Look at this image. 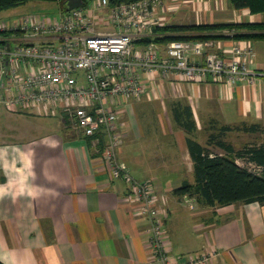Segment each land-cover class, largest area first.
I'll return each instance as SVG.
<instances>
[{
  "label": "crops",
  "instance_id": "1",
  "mask_svg": "<svg viewBox=\"0 0 264 264\" xmlns=\"http://www.w3.org/2000/svg\"><path fill=\"white\" fill-rule=\"evenodd\" d=\"M234 7L231 0H167L166 10L169 19L187 18V23L264 22V12ZM248 42L256 52L251 68L259 73L252 83L155 79L146 99L121 111L124 137L118 157L135 178L154 181L170 250L176 257L210 252L206 264H264V204L210 206L197 200L186 202L173 192L184 181L195 182L188 137L207 145L208 131L216 122L264 126V39ZM155 99L160 102V106L154 103L158 109L171 110L173 125L166 123L164 113L145 112L143 106ZM186 106L195 122L191 133L174 114L175 107ZM0 107L7 120L18 122L24 117V122L29 121L26 130H16L20 141L0 138L1 261L162 264L152 248L150 220L134 213L127 181L111 175L94 138L72 127L61 114L33 116L8 110L3 103ZM139 109L149 123L162 122L163 132L170 136L167 147L159 141L149 146L132 142L144 136ZM155 129L156 123L146 124L145 132Z\"/></svg>",
  "mask_w": 264,
  "mask_h": 264
},
{
  "label": "built area",
  "instance_id": "2",
  "mask_svg": "<svg viewBox=\"0 0 264 264\" xmlns=\"http://www.w3.org/2000/svg\"><path fill=\"white\" fill-rule=\"evenodd\" d=\"M166 6L167 0H94L61 10L57 17L40 14L3 22L0 103L15 112L61 114L93 137L111 175L127 181L134 213L150 220L152 248L162 264H206L210 252L171 253L154 181L135 178L118 157L124 137L120 114L147 95L156 80L252 83L259 74L251 68L256 52L248 40L234 38L232 29L223 31L228 38L144 41L172 34L156 31L170 23Z\"/></svg>",
  "mask_w": 264,
  "mask_h": 264
},
{
  "label": "trees",
  "instance_id": "3",
  "mask_svg": "<svg viewBox=\"0 0 264 264\" xmlns=\"http://www.w3.org/2000/svg\"><path fill=\"white\" fill-rule=\"evenodd\" d=\"M29 1H62V0H0V12L12 7H18ZM65 1V0H64ZM86 1V0H84ZM136 0H111L112 4ZM238 10H249L250 13L264 12V0H231ZM170 32L162 39L146 38L144 41L172 39H204L228 38L224 30H234L233 36L241 40L264 39V22H213V23H169L156 27L157 30ZM158 38V39H157ZM178 123L187 131L192 132L195 122L189 106L174 108ZM251 133L264 132L261 124H244L243 126L220 125L219 133L209 134L208 144L204 145L192 137L187 138L188 148L194 161L195 182L184 181L173 189L174 194L195 198L206 205H229L236 202H260L264 204V141L261 143H246L241 148L225 139L227 133L234 130ZM93 138V137H89ZM212 145L222 152L215 151ZM246 164H253L254 169ZM0 264H5L0 260Z\"/></svg>",
  "mask_w": 264,
  "mask_h": 264
},
{
  "label": "rangeland",
  "instance_id": "4",
  "mask_svg": "<svg viewBox=\"0 0 264 264\" xmlns=\"http://www.w3.org/2000/svg\"><path fill=\"white\" fill-rule=\"evenodd\" d=\"M88 2V4H91L94 0H86ZM64 4V0L62 1H55V2H51V1H29L25 4H22L18 7H12L9 9H5L3 11L0 12V24H2L3 22H7V21H14L16 19L22 18V17H28V16H39L40 14L42 16H47L49 18L51 17H57L61 15V7ZM236 10L237 8L234 7ZM264 16V15H263ZM180 17V15L178 16ZM188 20L187 18H172L170 19V23H187ZM190 23V22H189ZM158 33H163V30H157ZM159 39H162V37L157 36ZM153 38H156V36H153ZM157 38V39H158ZM218 39V38H215ZM162 43H167L168 40H159ZM149 95H144V97L141 98V100L144 98L146 99ZM135 102V100H133V103ZM148 103V102H147ZM145 103V104H147ZM160 104V102L158 100H153L149 102V105L143 106V109H146L145 112H148L149 115L153 114L154 116H157L158 112L160 113H164L165 115V119H166V123L168 125H170L172 123V125L174 124L173 121H169V115L171 113V110L166 109V108H159L158 109V105L156 104ZM136 102L135 104L132 105V107H134V105L136 106ZM144 104V105H145ZM160 106V105H159ZM2 108V107H0ZM27 112V111H26ZM142 110H137L138 113V117L140 119V123L142 126V129L144 131V136H142L141 138L137 139L136 141H132L133 143H137L138 145H154V143L158 144V141L160 142V145H165V147L168 146L169 142H170V136L167 134H165L163 132L164 128H163V124L162 122H157V121H150V123L152 124H157V129H155L154 133H152V131H150L148 134L145 132L146 129V124L150 125L149 121H147L143 115H142ZM2 113V114H1ZM28 114L31 115H35V116H40L43 114H32L27 112ZM7 116L6 112L4 111V109L0 110V118H2L0 120V138L1 136L4 137L5 140H15V141H20L17 138V132L16 130L19 129L18 127H22V131L26 130V125L25 122H29V121H25L24 122V117H22V121H10L7 120V118L5 117ZM27 120V119H26ZM210 130L208 131L209 134H211L212 132L215 133H219L220 130V125L216 122L215 124L213 123L212 126H210ZM201 130V129H200ZM142 131V132H143ZM202 131V130H201ZM201 131H199V133H201ZM199 137V136H198ZM201 137V136H200ZM225 139H227L228 141L232 142L233 144H235L236 148H241L244 144L250 142V141H256L258 140L259 142L264 141V132H257V133H247V132H237V131H231L229 133L226 134ZM213 150L215 151H220L221 149L219 147H217L216 145H212ZM222 151V150H221ZM239 163L242 165H248L250 168L254 169V165L253 164H246L245 162L239 160ZM163 170V169H162ZM168 173V172H167ZM172 175V174H170ZM174 179V178H173Z\"/></svg>",
  "mask_w": 264,
  "mask_h": 264
},
{
  "label": "water",
  "instance_id": "5",
  "mask_svg": "<svg viewBox=\"0 0 264 264\" xmlns=\"http://www.w3.org/2000/svg\"><path fill=\"white\" fill-rule=\"evenodd\" d=\"M85 3L84 0H65L63 4V8L65 10H71L76 7H80Z\"/></svg>",
  "mask_w": 264,
  "mask_h": 264
}]
</instances>
